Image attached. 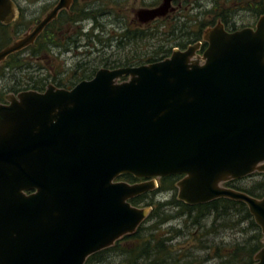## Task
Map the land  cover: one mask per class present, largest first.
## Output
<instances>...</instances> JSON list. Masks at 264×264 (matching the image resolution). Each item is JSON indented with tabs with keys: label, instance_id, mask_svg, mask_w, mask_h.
<instances>
[{
	"label": "water",
	"instance_id": "water-1",
	"mask_svg": "<svg viewBox=\"0 0 264 264\" xmlns=\"http://www.w3.org/2000/svg\"><path fill=\"white\" fill-rule=\"evenodd\" d=\"M172 0L146 11L163 16ZM72 0L0 50L32 45ZM0 0V24L16 20ZM199 44L138 67L101 69L71 89L7 95L0 104V264H85L135 233L151 208L130 200L180 176L177 200L246 205L264 244V195L224 187L264 173V13L254 29L215 26ZM121 78L126 80L118 82ZM131 175L145 179L117 181ZM264 264V246L254 256Z\"/></svg>",
	"mask_w": 264,
	"mask_h": 264
},
{
	"label": "trees",
	"instance_id": "trees-1",
	"mask_svg": "<svg viewBox=\"0 0 264 264\" xmlns=\"http://www.w3.org/2000/svg\"><path fill=\"white\" fill-rule=\"evenodd\" d=\"M38 21V18L31 20L22 13L13 23L0 24V50L26 33L34 22L36 24ZM65 52H72V4L68 10L58 14L32 45L8 56L0 64V80L5 79L12 83L8 85L9 89L5 90L13 94L28 90L43 92L50 83L57 88L71 89L80 80L79 74H76V78L72 81V69L66 70L62 67L52 73L48 70L44 76H40L43 75L41 69L45 68L42 64L43 59L57 61ZM170 53V49H157L149 62L160 60L161 55L164 54V58ZM109 64L122 66L127 62L114 58V61ZM17 73L19 76L16 75ZM5 92H0V102L4 101ZM252 176H261L262 179L254 181L247 188L238 186L239 182ZM247 177L226 182L223 186L261 198L264 195V173H253ZM179 179L180 176L162 178L158 188L150 194L155 195L164 191L175 192ZM119 180L131 183L136 179L131 175H123L119 177ZM167 183L169 184L166 185ZM150 194L144 193L130 200L133 206L151 208L144 224L139 226L135 233L116 241L113 246L88 257L85 264H106L115 258H119L117 264L255 263L254 256L264 246L263 236L244 203L220 198L205 204L189 206L178 201L175 194L172 200L167 202L153 201ZM172 208H175L176 212L167 213V210ZM168 220H179L182 226H165ZM191 228H195V232L191 233L190 237L187 236L190 241L176 247L174 241L180 237L183 238ZM223 231H230L232 235L238 237L228 245L207 240V237L218 235ZM196 249L205 250L206 257L194 255Z\"/></svg>",
	"mask_w": 264,
	"mask_h": 264
},
{
	"label": "flooded vegetation",
	"instance_id": "flooded-vegetation-1",
	"mask_svg": "<svg viewBox=\"0 0 264 264\" xmlns=\"http://www.w3.org/2000/svg\"><path fill=\"white\" fill-rule=\"evenodd\" d=\"M12 1L16 5L17 19L24 10L17 0ZM127 1L72 0V81L76 74L80 78L75 85L91 80L101 69L113 70L155 63L170 57L174 50L185 51L195 44H199L195 52L196 57H199L208 46L204 40L206 30L215 26H222L230 33L246 28L254 29L264 13V0H172L163 16L147 19L142 13L161 7L164 0H137L140 6L133 11L129 25L126 23L124 9ZM108 3L119 8L113 18ZM112 46L116 47V52L107 55L106 52ZM161 48L170 49L171 53L164 58V54L161 55L160 60L149 62L153 53ZM113 57L127 64H109L114 61ZM1 103H6V95ZM135 179L129 184L145 181ZM170 222L168 220L166 224Z\"/></svg>",
	"mask_w": 264,
	"mask_h": 264
},
{
	"label": "rangeland",
	"instance_id": "rangeland-1",
	"mask_svg": "<svg viewBox=\"0 0 264 264\" xmlns=\"http://www.w3.org/2000/svg\"><path fill=\"white\" fill-rule=\"evenodd\" d=\"M18 4L20 6V8H22L24 10V13L26 14V18L28 19H35L38 18L39 20H41L46 13H48L54 6L55 4L58 2V0H40V1H30V0H17ZM25 1V2H24ZM109 7L111 8L110 10L113 12V16H111V18L115 17L119 8L115 7L114 5H111V3H108ZM140 4L137 0H128L125 4H124V9L126 10L125 16H126V23H128L129 25L131 24V20L133 17V11L135 10L136 7H139ZM46 9V10H44ZM120 14L122 13L121 11L119 12ZM41 16V17H39ZM104 19V18H103ZM105 20V19H104ZM27 21V20H26ZM36 22V21H35ZM34 22V24L30 27L31 29L36 25ZM71 31V28L69 29ZM22 36H20L21 38ZM110 50H108L106 52L107 55H111L112 53L116 52V47L112 46L111 48H109ZM145 48H142V50H144ZM106 55V56H107ZM117 57V56H115ZM114 58V57H113ZM42 64L45 68L41 69V74L40 76H44L46 74V71H50L51 73L58 70V68H62L64 67L66 70L72 69V52H65L63 55H61L59 57V59L57 61H49V59H43L42 60ZM34 70V69H33ZM36 74V73H33ZM67 74V73H66ZM17 76H19V74H16ZM69 76V74L67 75V77ZM120 80H118V82H120ZM51 84V83H50ZM8 85H12V83H10V81L8 80H0V92L3 91L5 92L4 94L7 95H16L13 94L11 92H7ZM4 89V90H3ZM9 89V88H8ZM3 96V95H2ZM1 96V97H2ZM262 177L261 176H252V177H247L245 180L241 181L238 183V186H243L244 188L249 187L254 181L256 180H261ZM119 180V178H118ZM160 181L161 179H156V183L158 184V186L160 185ZM169 183H167L166 185H168ZM236 185V184H234ZM155 191V190H154ZM152 193V191H151ZM177 196V190L175 192L173 191H164L161 193H157L155 195L150 194V198L153 199V201L156 202H167V201H171L173 198V195ZM140 207H144V206H140ZM173 209V210H172ZM167 210V213H175L176 209L172 208ZM185 219V217H183ZM182 220V219H180ZM148 224V223H146ZM145 224V225H146ZM208 224H210V219H208ZM169 225H178V227H181V221H177V220H173L170 223L166 224L165 226H169ZM195 232V228H191L189 229V231L186 233L185 231V235L183 238H178L176 241H174L175 246H183L186 244V242H189V238L190 234ZM238 236H234L232 235V233L230 231H223L220 234H214L211 235L209 237H207V240L210 242H214L216 244H223V245H228L229 243H231L233 241V239L237 238ZM195 254L194 255H198L201 256L203 258L206 257V251H199V250H194ZM119 261V258H115V260L111 259V261L109 263L106 264H117ZM212 262H209V264H211Z\"/></svg>",
	"mask_w": 264,
	"mask_h": 264
}]
</instances>
